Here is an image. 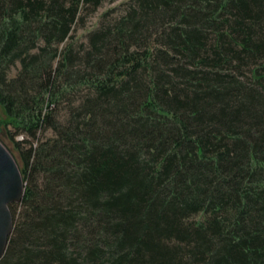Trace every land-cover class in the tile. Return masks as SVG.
I'll use <instances>...</instances> for the list:
<instances>
[{
	"label": "trees",
	"instance_id": "1",
	"mask_svg": "<svg viewBox=\"0 0 264 264\" xmlns=\"http://www.w3.org/2000/svg\"><path fill=\"white\" fill-rule=\"evenodd\" d=\"M99 2L0 0V264H264V0H133L66 42Z\"/></svg>",
	"mask_w": 264,
	"mask_h": 264
},
{
	"label": "rangeland",
	"instance_id": "2",
	"mask_svg": "<svg viewBox=\"0 0 264 264\" xmlns=\"http://www.w3.org/2000/svg\"><path fill=\"white\" fill-rule=\"evenodd\" d=\"M132 1L133 0H100L97 6L88 7L83 14L82 21L72 32V38L67 40L66 42L73 41V44L76 47L81 43L86 45L87 36L91 30L99 28L100 26L106 27L107 25L112 24L115 20L120 18L125 13V11H127L129 6L132 4ZM211 38L212 36H210V39ZM261 61H264V56L259 62ZM15 72L16 69L12 68L10 71V76L14 75ZM243 72L245 78L250 77L248 67L244 68ZM7 119L8 118L6 117L4 110L0 106V138L14 156L19 168H21V159L9 136V131H13V127L11 124L5 127L6 125L4 124V121H6ZM51 135L52 132L48 129L45 132L41 133L40 137H49ZM16 138L22 139L23 136L18 135ZM32 141L35 143V140Z\"/></svg>",
	"mask_w": 264,
	"mask_h": 264
},
{
	"label": "water",
	"instance_id": "3",
	"mask_svg": "<svg viewBox=\"0 0 264 264\" xmlns=\"http://www.w3.org/2000/svg\"><path fill=\"white\" fill-rule=\"evenodd\" d=\"M25 181L20 168L6 145L0 140V259L4 256L14 229L11 203H20Z\"/></svg>",
	"mask_w": 264,
	"mask_h": 264
}]
</instances>
